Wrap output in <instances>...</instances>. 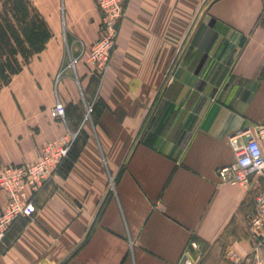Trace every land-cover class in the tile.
Instances as JSON below:
<instances>
[{"label":"crops","instance_id":"crops-1","mask_svg":"<svg viewBox=\"0 0 264 264\" xmlns=\"http://www.w3.org/2000/svg\"><path fill=\"white\" fill-rule=\"evenodd\" d=\"M33 1L53 35L0 89V168L69 131L82 147L33 194L0 264H181L192 242L193 264L263 263L249 216L264 175L232 184L217 168L236 158L231 137L264 125V0H128L102 78L84 60L67 68L99 36L96 0Z\"/></svg>","mask_w":264,"mask_h":264},{"label":"built area","instance_id":"built-area-1","mask_svg":"<svg viewBox=\"0 0 264 264\" xmlns=\"http://www.w3.org/2000/svg\"><path fill=\"white\" fill-rule=\"evenodd\" d=\"M96 3L101 15L99 36L87 53L82 52L72 57L67 68L76 69L78 62L84 60L91 74L102 78L111 67L128 0H96ZM95 102L96 100L87 103L84 121L92 119ZM65 111V103L58 100L51 108V116L62 120ZM79 132L69 131L59 139L47 142L33 162L11 163L0 168V191L7 195L5 206L0 213V249L15 220L34 215L36 206L33 194L59 173L58 170L69 156ZM262 139L264 140V125L250 135L244 144H239L235 136L231 137L230 143L236 158L233 162L217 168L219 180L244 185L249 183L255 174L264 175ZM249 221L255 237L259 239L258 241L264 242V187L256 196V209L250 214ZM191 245L193 256L188 258V254L185 253L186 259L182 264H193L194 257L202 254L196 242H192Z\"/></svg>","mask_w":264,"mask_h":264},{"label":"trees","instance_id":"trees-1","mask_svg":"<svg viewBox=\"0 0 264 264\" xmlns=\"http://www.w3.org/2000/svg\"><path fill=\"white\" fill-rule=\"evenodd\" d=\"M259 23L264 27V15ZM52 35L47 19L33 0H0V89L45 49ZM97 104L96 100L92 117ZM81 147L78 136L59 173L67 172Z\"/></svg>","mask_w":264,"mask_h":264},{"label":"water","instance_id":"water-1","mask_svg":"<svg viewBox=\"0 0 264 264\" xmlns=\"http://www.w3.org/2000/svg\"><path fill=\"white\" fill-rule=\"evenodd\" d=\"M185 259H186V256H183L181 264L185 261Z\"/></svg>","mask_w":264,"mask_h":264},{"label":"rangeland","instance_id":"rangeland-1","mask_svg":"<svg viewBox=\"0 0 264 264\" xmlns=\"http://www.w3.org/2000/svg\"><path fill=\"white\" fill-rule=\"evenodd\" d=\"M243 230H244V231H247V229L245 230L244 228H243ZM243 230H242V231H243ZM225 248H226V247H225ZM222 251H223V253H224V252L226 251V249H223ZM223 255H224V254H223Z\"/></svg>","mask_w":264,"mask_h":264}]
</instances>
